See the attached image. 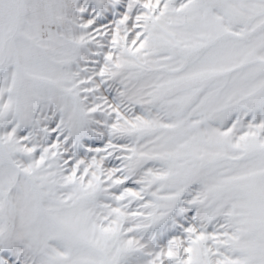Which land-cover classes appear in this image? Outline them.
Masks as SVG:
<instances>
[{"label":"snow or ice","instance_id":"obj_1","mask_svg":"<svg viewBox=\"0 0 264 264\" xmlns=\"http://www.w3.org/2000/svg\"><path fill=\"white\" fill-rule=\"evenodd\" d=\"M0 264H264V0H0Z\"/></svg>","mask_w":264,"mask_h":264}]
</instances>
